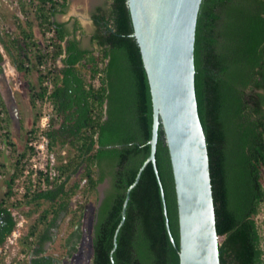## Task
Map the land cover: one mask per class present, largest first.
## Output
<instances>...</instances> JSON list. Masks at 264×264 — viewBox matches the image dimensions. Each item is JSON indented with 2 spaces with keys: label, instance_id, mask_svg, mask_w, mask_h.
Here are the masks:
<instances>
[{
  "label": "trees",
  "instance_id": "trees-1",
  "mask_svg": "<svg viewBox=\"0 0 264 264\" xmlns=\"http://www.w3.org/2000/svg\"><path fill=\"white\" fill-rule=\"evenodd\" d=\"M20 2L27 12V1ZM32 4L42 33L55 28V58L62 57L64 62L52 71L54 88L49 99L56 116L47 130L51 151L60 157L55 165L60 175L46 176L52 187L32 191L28 185L25 194L13 198L21 158L31 148L21 154L0 201V248L18 225L14 209L34 204L29 212L43 210L24 237L23 251L33 254L32 264H57L46 253L45 243L53 238L59 215L70 212L71 200L85 179L82 191L97 193L109 178L110 186L97 212L92 264H113L111 252L127 189L151 153L154 124L151 85L134 35L129 1L113 0L110 12L99 8L94 14L99 54L81 45L76 29L57 20L70 0L60 5L56 0H32ZM19 28L20 36L2 42L22 78L39 73L38 87L30 88L31 103L37 107V100L48 93L44 85L47 75L39 69L47 57L46 47L36 38L31 21ZM3 58L0 51V61ZM101 58L108 60L105 85L90 89V74L96 72ZM196 89L210 156L218 231L224 237L220 241L222 264H264L258 223L264 203V0H203L196 39ZM0 102L9 113L1 90ZM2 137L14 145L10 129L0 133V141ZM66 146L72 153L64 156L61 151ZM157 165L161 181L150 162L131 192L114 253L116 264H181L178 199L163 123ZM78 173L82 177L73 181ZM83 208L80 205L72 212ZM0 264H6L2 255Z\"/></svg>",
  "mask_w": 264,
  "mask_h": 264
},
{
  "label": "water",
  "instance_id": "water-1",
  "mask_svg": "<svg viewBox=\"0 0 264 264\" xmlns=\"http://www.w3.org/2000/svg\"><path fill=\"white\" fill-rule=\"evenodd\" d=\"M128 1L134 35L140 44L151 85L154 124L151 153L127 189L122 220L114 236L112 262L116 264L114 253L126 220L131 192L150 162L154 163L161 181L157 150L163 123L178 199L181 264H222L210 156L196 89V39L203 0ZM2 83L5 86L0 87L2 95L6 102H11L19 124V110L11 87L6 80ZM104 183L107 185V181ZM161 188L171 231L162 182ZM103 197L104 193L99 205ZM32 258L33 254L28 264H32Z\"/></svg>",
  "mask_w": 264,
  "mask_h": 264
},
{
  "label": "rangeland",
  "instance_id": "rangeland-1",
  "mask_svg": "<svg viewBox=\"0 0 264 264\" xmlns=\"http://www.w3.org/2000/svg\"><path fill=\"white\" fill-rule=\"evenodd\" d=\"M27 1V12L22 9L20 0H0V48L5 52L6 60H3L4 68L0 72V87L5 88L4 82L8 83L9 87H11L12 94L15 97L17 107L19 110L20 123L16 121L15 114L13 109L11 108V102H6L8 112L5 113V120H3L4 124H6V119H8V125L11 131V138L13 140L14 145L8 144L4 137L1 139V147L0 144V201L4 197L7 191V182L11 178V175L15 171L16 162L19 158H21V154L25 152L28 148V139L32 129H36L38 122H35L39 114L41 115L42 111L45 110L39 106L34 107L31 103V93L30 88L31 85L38 87V76L39 73L34 71L30 78H22L23 74L17 69L15 63L13 62L11 56L6 52L3 48V40H9L11 37L20 36V28L19 24L26 25L27 21H31L33 23L34 31L36 38L43 43L44 35L39 27L38 19L36 16L35 6L32 4V0ZM12 68H14L15 72H12ZM4 73V74H3ZM3 74V77H2ZM6 78H5V77ZM47 110L50 109L49 106L46 107ZM0 125V133L1 132ZM72 153L70 151V147L66 146L61 154L64 156ZM57 163H60V157L57 158ZM82 175L78 173L73 177V181L75 179L81 178ZM72 181V180H71ZM107 181V185L104 183ZM106 181L99 185V191L97 193L92 192H84L82 188L84 184L87 182V179L84 180L81 189L74 195L72 199L77 201L78 205H84L82 211H78L75 213H70L68 216L63 214L62 212L57 222V241H54L50 249L47 250V254H51L60 259H65V255H68V244L66 243L65 237L67 233L73 228L72 226H68L69 218L74 214L75 218L73 222L82 221V238L79 240L78 244L73 250L72 258L67 259L64 264H92L94 258V238H95V225L97 222V212L101 199V194L105 192L106 188L109 187L110 179L108 178ZM83 194L87 199L86 202L81 204L79 195ZM34 204H24L21 208H15L14 212L21 219L24 217L25 223L22 226L23 228V237L20 240V247L17 249L23 251V245L25 243L24 237L30 230V227L36 222L42 209H39L35 212H29L31 207ZM48 205V202L45 203L44 206ZM52 217V216H50ZM62 220V222H61ZM258 223L260 227V231L263 236V246H264V203L262 204L261 211L258 215ZM55 232V231H54ZM224 239L221 236L220 241ZM17 251V250H16ZM16 251H12V255L15 254ZM29 253V252H28ZM3 256V255H2ZM14 258V257H11ZM18 260L17 257L14 258ZM29 261V257L26 258ZM25 259V260H26ZM6 260V259H5ZM20 260V262L25 261ZM23 263V264H28ZM7 264V261H6Z\"/></svg>",
  "mask_w": 264,
  "mask_h": 264
},
{
  "label": "built area",
  "instance_id": "built-area-1",
  "mask_svg": "<svg viewBox=\"0 0 264 264\" xmlns=\"http://www.w3.org/2000/svg\"><path fill=\"white\" fill-rule=\"evenodd\" d=\"M57 4H62L65 0H56ZM44 40L43 45L46 47L47 57L45 61L39 64V69L41 72L47 75V78L44 82V85L48 87V93L44 98H39L37 100V104L39 107L44 108L42 111L40 119L38 121L35 132L30 133L28 139V146L31 148L29 152L21 158V173L16 179V184L14 186V191L16 194L13 195V198L16 195H23L28 191V185H31L32 191H36L38 188L47 189L52 187L46 181V176L51 174L52 177L59 176L60 171L55 169V165L57 164V157L51 151L50 148V138L47 134V130L50 128L52 124L53 118L56 116L54 111V105L49 99V95L52 93L54 88L53 82V73L54 68L59 66V58H55L56 47V31L54 27H50L43 34ZM99 54L100 52L97 51ZM108 60L105 58H101L96 65V72L92 75L90 74L88 88L99 90L101 89L104 83L105 77V69ZM12 72L14 73L15 69L12 68ZM49 106L50 109L47 110L46 107ZM4 106L0 102V125L1 132L5 133L7 128L3 122L5 118ZM1 142V141H0ZM1 144V143H0ZM1 147L2 144H1ZM62 181V178L59 179ZM80 203L83 204L86 202V197L81 194L79 195ZM19 218V217H18ZM24 217L19 218L18 225L13 233L8 237L7 241L0 248V255H3L7 261V264H19L20 260H25L29 257L28 251H21L17 248L20 247V240L23 237V228L22 226L25 223ZM17 250V251H16ZM12 251H16L14 255H12ZM11 257H17L18 260H15Z\"/></svg>",
  "mask_w": 264,
  "mask_h": 264
},
{
  "label": "crops",
  "instance_id": "crops-1",
  "mask_svg": "<svg viewBox=\"0 0 264 264\" xmlns=\"http://www.w3.org/2000/svg\"><path fill=\"white\" fill-rule=\"evenodd\" d=\"M113 0H70L66 12L60 13L57 20L67 22L71 30H75L76 37L80 40L84 48L99 51V43L95 36L98 31V25L94 20V14L99 8L107 9L110 12ZM62 57L59 58V66H63ZM82 66V65H81ZM83 70H89L82 66Z\"/></svg>",
  "mask_w": 264,
  "mask_h": 264
},
{
  "label": "flooded vegetation",
  "instance_id": "flooded-vegetation-1",
  "mask_svg": "<svg viewBox=\"0 0 264 264\" xmlns=\"http://www.w3.org/2000/svg\"><path fill=\"white\" fill-rule=\"evenodd\" d=\"M103 9V8H102ZM103 10H107V9H103ZM3 46H4V44H3ZM4 49H5V47H3ZM0 51L3 53V60H6V57H5V52L0 48ZM3 60L2 61H0V72L2 71V69L4 68V66H3ZM109 186H110V182H109ZM107 189V188H106ZM105 195H106V190H105V192H104V197H105ZM103 197V198H104ZM103 200V199H102ZM100 206V205H99ZM80 207V205H78L77 204V201L75 200V199H72L71 200V210H70V212H69V210L68 211H66V212H64L63 214H66L67 216L70 214V213H74V212H72V210H74V209H78ZM99 208V207H98ZM75 215V214H74ZM72 216V217H70L69 218V222H68V226H72L73 228L67 233V235H66V237H65V240H66V243L68 244V255L66 256L65 255V259H60V258H58V257H56V256H54L53 257V259H54V261L57 263V264H64L66 261H67V259H71L72 258V252H73V250H74V248L76 247V246H74V245H76V244H78V242H79V240L82 238V221L81 220H79V221H76V222H73L74 221V218H75V216ZM59 222V221H58ZM57 222V224H59ZM61 222H62V220H61ZM57 224L52 228V231H53V233H52V235H53V238L51 239V240H48L46 243H45V249H46V252H47V250L48 249H50V247L52 246L51 244H53V242L54 241H57V239H58V235H57V229L59 228V227H57ZM55 231V232H54ZM51 243V244H50ZM31 255L32 254H29V263H30V257H31ZM32 262V261H31Z\"/></svg>",
  "mask_w": 264,
  "mask_h": 264
}]
</instances>
